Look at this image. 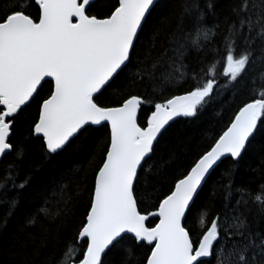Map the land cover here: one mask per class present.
Masks as SVG:
<instances>
[{
    "label": "snow or ice",
    "instance_id": "1",
    "mask_svg": "<svg viewBox=\"0 0 264 264\" xmlns=\"http://www.w3.org/2000/svg\"><path fill=\"white\" fill-rule=\"evenodd\" d=\"M95 0H29L13 2L0 12V204L4 222L19 206V193L31 182L20 179L26 142L11 143L17 117L36 100L29 135L41 140L46 155L63 151L85 129L104 128L97 151L89 158L91 182L85 214L75 241L61 255L63 264H105L113 248L122 264H264V185L253 192L233 187L236 163L257 131L264 127V80L258 92L241 101L223 129L211 136L205 150L179 168L165 190L155 196L153 211L141 210L137 183L178 163L175 152L154 159L156 146L176 118H195L218 91L228 90L254 69L264 68V0H235L225 17L222 40L207 51L215 62L193 72L192 85L178 95H164L187 82L184 63L190 48L204 51L220 26H208L214 0H181L180 13L157 18V0H110L105 10L90 14ZM32 6L35 13L27 11ZM162 51L153 56V49ZM143 57V58H142ZM222 65V73L218 72ZM127 81L110 104L98 99L121 77ZM264 77V71L260 73ZM225 83L220 85V77ZM255 84L256 81L253 80ZM144 85L143 94L128 89ZM149 86L151 90L149 92ZM150 94L153 99L145 100ZM147 104L151 111L142 118ZM210 134L206 133V136ZM11 153V158L3 157ZM231 163L221 175L224 211L207 216L208 199L193 209L200 192L221 159ZM19 181V182H17ZM65 185L58 186L61 206L52 211L46 200L25 217L34 224L43 214L53 220L70 211ZM9 192L16 193L9 196ZM54 189L51 195H56ZM235 195V201L232 197ZM253 207L255 212H253ZM198 213L202 234L190 235L183 220ZM252 215V220L248 219ZM144 251L137 258L136 249ZM61 260L57 264H61Z\"/></svg>",
    "mask_w": 264,
    "mask_h": 264
},
{
    "label": "trees",
    "instance_id": "2",
    "mask_svg": "<svg viewBox=\"0 0 264 264\" xmlns=\"http://www.w3.org/2000/svg\"><path fill=\"white\" fill-rule=\"evenodd\" d=\"M13 2L28 3L29 0H0V12L9 7ZM110 0H96L89 8L90 14H99L105 10V6ZM206 0H200L203 7ZM235 0H214L215 8L212 13L206 16L205 23L208 26L219 25L217 35L210 44L204 46L205 50L197 52L190 48L184 61L188 65L187 82L178 87L172 86L164 95H178L188 90L192 85L191 74H199L200 69L206 67L209 62H215L214 57L207 50L217 47L222 40V29H224L225 17L231 18V7ZM181 0H159L156 8L153 9L154 15L159 18L169 16L173 21L180 13ZM27 11L35 13L36 9L32 6ZM162 49L157 47L153 49L152 55L156 56ZM143 58V57H142ZM222 65H218V72L222 73ZM264 71L259 64L251 69L244 79L237 82L228 90L218 91L213 102L204 106L195 118H177L170 123L167 131L161 137L156 146L154 159L161 157L167 161L169 154L176 153L178 163L167 169H163L159 175L153 173L147 177V183L151 187H145V175L141 173V179L137 183V197L140 201L141 210L153 211L152 204L155 196H145V192H151L153 189L158 193L167 188L168 182L173 178L179 168L187 165L197 153L205 150L208 140L211 136L219 133L229 122V117L233 114L237 105L241 101H247L253 92H258L260 81L264 80L260 73ZM253 80L256 83H253ZM220 85L225 83L221 76ZM127 81L123 80V74L117 80L113 81L110 89L98 97L105 104H110L118 98L119 92L124 89ZM151 86H149V92ZM129 94H143L144 85H139L135 89L129 88ZM145 100L154 98L150 95H144ZM36 100L23 109L17 117L15 128L11 137V143L20 144L26 142V153L20 164V179L31 175V182L19 193V206L4 222L3 213L6 205L0 204V264H57L61 260L62 253L72 244L79 247L75 241L76 229L85 214V207L88 203L91 182L94 179L93 169L89 164V158L93 157L97 151V144L105 135L104 128L95 130L85 129L76 137L63 151L55 154L46 155L41 147V140L29 135V125L33 119L36 110ZM151 107L145 104L141 109V116L151 111ZM207 134H210L206 136ZM11 153L3 157L4 161L11 158ZM230 159L221 160L211 172L208 182L204 184L197 198L193 209L202 207L204 198L209 197L213 188L215 194L208 199L207 216L211 217L217 212L224 211L225 201L223 200V185L228 184V178L221 175L222 171L229 166ZM233 187L244 186L257 191L261 185H264V127L257 131L255 136L247 145V150L243 152L239 161L236 163L233 176ZM19 182V181H17ZM65 185V196L70 198L69 213L60 215L53 220L51 217H45L40 214L36 217L34 224H26L25 217L37 212L47 200V206L55 211L61 206L58 193V186ZM54 189L56 195H51ZM9 192L8 195H15ZM235 201V195L232 202ZM253 212L255 208L253 207ZM250 214L248 219L252 220ZM198 213L189 212L184 219V226L189 230L193 239L202 234L199 225ZM258 230L264 232V217H258ZM144 251L143 247L137 248V258ZM105 264H122V251L119 248H113L104 255ZM61 264L63 261L61 260Z\"/></svg>",
    "mask_w": 264,
    "mask_h": 264
},
{
    "label": "water",
    "instance_id": "3",
    "mask_svg": "<svg viewBox=\"0 0 264 264\" xmlns=\"http://www.w3.org/2000/svg\"><path fill=\"white\" fill-rule=\"evenodd\" d=\"M95 1H96V0H95ZM158 1H159V0H157V2H158ZM176 119H177V118H176ZM221 160H223V158H222ZM219 162H220V161H219ZM219 162H218V163H219ZM218 163H217V165H218ZM217 165H216V166H217ZM216 166H215V167H216ZM184 219H185V218H184ZM183 222H184V220H183Z\"/></svg>",
    "mask_w": 264,
    "mask_h": 264
}]
</instances>
